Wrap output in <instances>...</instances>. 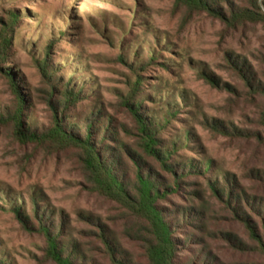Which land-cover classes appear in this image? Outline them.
Segmentation results:
<instances>
[{
  "label": "rangeland",
  "instance_id": "obj_1",
  "mask_svg": "<svg viewBox=\"0 0 264 264\" xmlns=\"http://www.w3.org/2000/svg\"><path fill=\"white\" fill-rule=\"evenodd\" d=\"M252 2L224 0L220 8L224 13L233 7L254 10ZM262 2L258 0V6L264 15ZM8 30L15 33L6 49L1 39ZM48 55L55 76L62 78L63 85L71 81L80 95L67 115L75 133L83 135L85 122L96 109L101 113L96 114L101 117L98 126L111 120L115 139L140 153L135 122L121 102L142 77L137 101L148 117L168 122L163 140L174 142L179 136L176 156L204 166L211 162L205 178L221 182L229 174L252 194L264 197V97L228 63L239 60L250 78L264 87L263 22L229 26L209 11L197 9L191 0H0V114L14 110L13 76L28 96V121L39 132L51 126L48 102L60 101L44 76ZM203 72H210L221 88ZM171 102L178 107L172 112L166 106ZM214 121L245 130L247 136H223L209 127ZM124 157L132 169L133 163ZM82 158L75 148L22 144L15 139L12 125L0 126V259L4 264H55L46 258L44 236L27 230L17 210L33 226L47 210L53 215L47 216L46 224L50 220L57 224L63 211L68 232L85 244L87 257L108 264L89 233L97 229L81 221L79 214L100 218L133 259L144 264L141 245L127 234L128 213L95 192ZM189 178L206 188L200 173ZM184 204L173 197L158 206L171 211ZM216 208L210 229L232 231L245 239L242 227L230 222L221 206ZM186 231L174 236L183 240ZM206 239L224 264L255 260L232 251L221 240ZM190 254L191 250L180 258Z\"/></svg>",
  "mask_w": 264,
  "mask_h": 264
},
{
  "label": "trees",
  "instance_id": "obj_2",
  "mask_svg": "<svg viewBox=\"0 0 264 264\" xmlns=\"http://www.w3.org/2000/svg\"><path fill=\"white\" fill-rule=\"evenodd\" d=\"M191 1L195 3L197 9L209 11L229 26H236L245 21L264 23V15L258 6V0L252 2L254 10L233 7L230 13H224L220 8L224 0ZM262 5L264 7V0ZM4 33L1 41L8 49L15 31L8 30ZM50 59L48 55L42 67L44 76L51 80L52 90L60 95V101L48 102L51 108V126L42 132L31 127V120L28 121L27 114L28 96L22 92L7 66L4 68L13 78L12 88L17 100L14 110L0 114V126L12 125L15 139L22 144L49 143L64 149H78L82 154L95 192L117 203L128 213L132 225L130 224L129 228L126 225V230H129L127 234L141 245L144 264H224L214 254L207 242V237L221 240L232 251L240 255L253 256L255 259L238 264H264V197L252 194L229 174L222 176L221 182L216 178H205L213 167L211 162L204 166L202 162L193 159L187 161L183 157L176 156V150L180 147L179 136H175L174 142L163 140L161 135L168 122L162 124L157 118L148 117L137 101L142 92L141 80L144 78H138L131 86V96L121 102L135 122L139 153L115 139V129L111 120H105V123L98 126L101 117L97 118L96 114L100 116L101 113L96 109L86 120V130L83 131V135L75 133L73 125L67 124L69 120L67 115L71 107L80 100V95L70 85L71 81L63 85L62 78L55 76L56 72H53V67L49 66ZM121 60L127 63L123 56ZM8 63V61L5 62V64ZM228 63L248 81L253 91L264 97V87L250 78L251 74L247 73L245 65L242 66V63L236 59H229ZM131 67L135 69L134 66ZM202 74L207 76L216 87L221 88L222 84L210 72ZM224 86L233 89L227 84ZM69 88L72 89L68 91ZM170 98L174 97L170 96ZM166 106L170 112L178 109L174 102ZM217 122L214 121L209 127L223 136L233 138L247 136L245 130L234 126L229 129L226 126H220ZM108 142H112L114 146H109ZM125 155L133 163L132 169L129 168ZM147 160H152L156 166ZM195 173H200V176L206 179L205 189L198 182L195 184L190 182L189 177ZM184 194L187 195L186 198ZM173 197L183 199L185 204L173 206L171 211L158 206L161 202H169ZM34 205L35 208L39 206L35 198ZM217 206L223 208L230 222L242 227L245 239L232 231L210 229V223L215 218L213 215L217 214ZM17 212L27 230L44 236L47 260L55 264H100L97 260L87 257L85 244L73 238L68 232V219L63 211L60 212L61 216L57 224L51 220L46 224L47 216L51 215V212L47 210L41 217L39 216V223L36 226H33L21 211L17 210ZM35 213H39L38 208L35 209ZM79 219L97 229L89 233L94 235L103 258L108 264H141L133 259V256L100 218L81 213ZM183 230H187L185 238L178 240L174 235ZM193 247L200 248L193 250ZM190 250V256L180 258V254L189 253ZM0 264H4L1 259Z\"/></svg>",
  "mask_w": 264,
  "mask_h": 264
}]
</instances>
